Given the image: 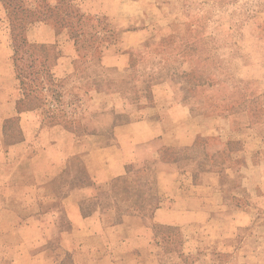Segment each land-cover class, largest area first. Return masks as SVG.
I'll return each mask as SVG.
<instances>
[{
	"label": "crops",
	"instance_id": "0c3cea01",
	"mask_svg": "<svg viewBox=\"0 0 264 264\" xmlns=\"http://www.w3.org/2000/svg\"><path fill=\"white\" fill-rule=\"evenodd\" d=\"M18 1L30 10L40 2ZM14 2L0 0V264H220L226 253L244 257L230 264H247L264 246L240 203L247 169L232 158L215 160L234 153L233 135L222 139L217 126L203 133L195 98L170 79L152 80L150 97L141 85L96 80L106 76L96 66L118 78L132 72L131 53L153 40L147 29L159 18L154 0H70L82 14L102 18L96 34L113 33L97 52L81 50L89 36H74L70 24L40 19L25 26L28 43L57 48L51 74L80 92L78 125L48 115L44 108L55 103L20 102ZM165 149L177 153L168 158ZM136 172L151 208L142 210L141 198L123 202L139 187ZM158 225L179 232L161 235Z\"/></svg>",
	"mask_w": 264,
	"mask_h": 264
},
{
	"label": "rangeland",
	"instance_id": "374dc122",
	"mask_svg": "<svg viewBox=\"0 0 264 264\" xmlns=\"http://www.w3.org/2000/svg\"><path fill=\"white\" fill-rule=\"evenodd\" d=\"M154 4L159 18L147 29L148 38L153 40L131 53L132 72L118 78L111 70L96 66L106 75L96 80L105 78L102 82L111 84L118 80L133 83L135 89L141 85L145 89L142 94L150 97L152 80L170 79L185 94L195 98L203 133L217 126L222 139L233 135L228 147L234 153L228 155L231 157L221 153L215 160L221 165L232 158L246 166L247 182L239 189L240 203L252 215L253 237L264 236V0H154ZM12 7L13 27L40 19L52 25L70 24L74 36L79 33L89 36L87 43L78 45L83 51L93 52L95 48L97 52L100 39L111 41L114 37L110 31L96 34L102 29V18L82 14L70 0H61L57 5L40 0L38 7L28 14L22 5L24 16L20 13V1L15 0ZM80 21L92 27L78 28ZM18 32L21 30H14L13 36ZM16 40L18 42L19 37ZM29 49L25 53L17 50L14 56L15 85L24 93L22 101L28 99L32 106L55 103V107L44 108L48 115L66 125L70 122L69 125H73L72 121L78 125L84 109L80 107V92L74 91L69 81L56 80L51 74L57 48L44 45L40 51ZM140 75L144 76L143 84L136 82ZM76 78L82 86L81 76ZM176 153L164 150L168 158ZM135 174L139 187L127 190L125 198H141V208H151L153 200L149 199L143 175ZM155 228L161 235L168 229L179 232L172 227L158 225ZM260 245L247 264H264V246ZM233 255H220V264L238 263L244 258L242 254Z\"/></svg>",
	"mask_w": 264,
	"mask_h": 264
},
{
	"label": "trees",
	"instance_id": "16d2710c",
	"mask_svg": "<svg viewBox=\"0 0 264 264\" xmlns=\"http://www.w3.org/2000/svg\"><path fill=\"white\" fill-rule=\"evenodd\" d=\"M31 10H28V9H26V13L28 14L29 12H30ZM12 12V11H11ZM23 12V11H22ZM32 12V11H31ZM26 13H22V15L24 16V14H26ZM12 15V14H11ZM21 15V16H22ZM21 20H23V19H21ZM43 20V19H42ZM22 22H24V21H22ZM30 23H33V22H30V21H28L27 23H26V25L27 24H30ZM26 25H23L22 23H20V24H18V25H14V27L12 26V39L15 41V45H14V56H15V54H16V52H17V50H20L22 53H25V51L27 52V51H29L30 49H29V47H31L32 48V50L34 49V50H36V51H40V48L41 47H43L44 45H40V44H32V43H28L27 41H26V38H25V35H24V30H25V26ZM16 29H19V30H21V33L20 32H18V33H16V35H14L13 36V31L14 30H16ZM17 37H19V41L17 42V40H16V38ZM36 56H38V54L36 55ZM37 58V57H36ZM14 61H15V58H14ZM15 64V63H14ZM24 93H22V95H23ZM23 98H24V95H23V97L20 99V102H22V104L24 105V107L25 108H31V107H35V106H32V104H30V102H29V100L28 99H24V102L22 101L23 100ZM146 184V183H145ZM124 196V197H123ZM123 199H124V203H127V201L129 200V199H132V198H128V197H126L125 198V195L123 194ZM127 207H129V208H132V207H130L131 205H126ZM142 210H144V209H142ZM169 228H171V227H169ZM168 230H170V229H168Z\"/></svg>",
	"mask_w": 264,
	"mask_h": 264
}]
</instances>
